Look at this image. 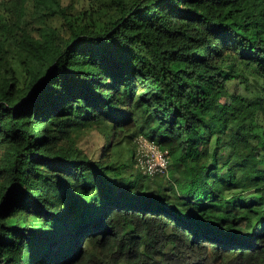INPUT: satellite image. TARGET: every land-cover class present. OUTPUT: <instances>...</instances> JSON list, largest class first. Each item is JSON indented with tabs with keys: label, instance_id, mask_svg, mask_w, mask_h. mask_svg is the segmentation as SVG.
Wrapping results in <instances>:
<instances>
[{
	"label": "trees",
	"instance_id": "obj_1",
	"mask_svg": "<svg viewBox=\"0 0 264 264\" xmlns=\"http://www.w3.org/2000/svg\"><path fill=\"white\" fill-rule=\"evenodd\" d=\"M109 2L33 31L0 0V264H264V0Z\"/></svg>",
	"mask_w": 264,
	"mask_h": 264
},
{
	"label": "rangeland",
	"instance_id": "obj_2",
	"mask_svg": "<svg viewBox=\"0 0 264 264\" xmlns=\"http://www.w3.org/2000/svg\"><path fill=\"white\" fill-rule=\"evenodd\" d=\"M63 7L68 8V13L71 14V20L79 25L88 24V26L100 29L106 20L108 14L113 11L110 7L109 0H60ZM6 6L2 8L1 14L5 16L3 22H10V18H17L23 14L24 26L29 25V29L36 31L38 28L55 27L61 29L64 20L60 16H52L48 13L40 14L36 12L34 7V0H5ZM9 19V20H8ZM66 27H68L66 25ZM10 61L15 67L21 70L23 65L24 56L19 53L12 52L9 56ZM237 83L233 85L232 91L238 90ZM103 140L97 132L89 133L81 142L82 147L92 159H97L101 155L103 148ZM134 145L128 146L133 149Z\"/></svg>",
	"mask_w": 264,
	"mask_h": 264
},
{
	"label": "built area",
	"instance_id": "obj_3",
	"mask_svg": "<svg viewBox=\"0 0 264 264\" xmlns=\"http://www.w3.org/2000/svg\"><path fill=\"white\" fill-rule=\"evenodd\" d=\"M170 158L153 141L139 137L137 139V169L142 173L154 176L164 173L169 166Z\"/></svg>",
	"mask_w": 264,
	"mask_h": 264
}]
</instances>
